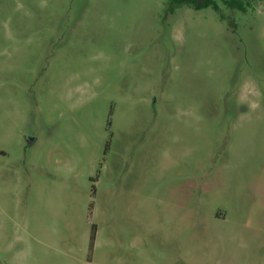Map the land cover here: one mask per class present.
<instances>
[{
  "label": "rangeland",
  "instance_id": "rangeland-1",
  "mask_svg": "<svg viewBox=\"0 0 264 264\" xmlns=\"http://www.w3.org/2000/svg\"><path fill=\"white\" fill-rule=\"evenodd\" d=\"M216 1L0 0V264H264V0Z\"/></svg>",
  "mask_w": 264,
  "mask_h": 264
},
{
  "label": "trees",
  "instance_id": "trees-1",
  "mask_svg": "<svg viewBox=\"0 0 264 264\" xmlns=\"http://www.w3.org/2000/svg\"><path fill=\"white\" fill-rule=\"evenodd\" d=\"M173 4H184L189 3L193 5L196 9L212 6L216 10H220V5L216 0H171ZM222 2L231 7H239L246 10L243 2L241 0H222ZM92 238H94V232L92 233Z\"/></svg>",
  "mask_w": 264,
  "mask_h": 264
},
{
  "label": "crops",
  "instance_id": "crops-1",
  "mask_svg": "<svg viewBox=\"0 0 264 264\" xmlns=\"http://www.w3.org/2000/svg\"><path fill=\"white\" fill-rule=\"evenodd\" d=\"M31 141H32V143H34V142L36 141V139H33V138H32ZM95 236H96V234H95Z\"/></svg>",
  "mask_w": 264,
  "mask_h": 264
}]
</instances>
